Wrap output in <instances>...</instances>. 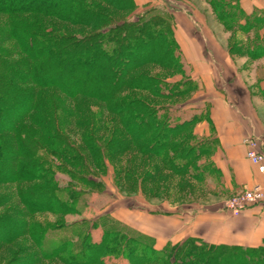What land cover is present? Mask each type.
I'll list each match as a JSON object with an SVG mask.
<instances>
[{
    "label": "trees",
    "instance_id": "16d2710c",
    "mask_svg": "<svg viewBox=\"0 0 264 264\" xmlns=\"http://www.w3.org/2000/svg\"><path fill=\"white\" fill-rule=\"evenodd\" d=\"M235 1L209 3L228 28L245 29L240 19L246 20V14L240 0ZM135 10V0H0V12L9 15L38 14L90 28L87 32L67 33L59 29L58 23L42 25L17 18L10 20L3 34L16 42L15 49L24 56L18 63L0 58V133L12 129L16 136L0 137V181H36L20 190L31 213H78L83 195L103 189L100 176L107 155L106 145L94 135L86 142L87 152L65 137L56 123L57 111L52 114L41 104L36 87L56 86L68 96L106 102L134 144L143 153H161L165 165L177 173H189L202 181L220 174L212 161L200 159L210 157L217 146L216 137L195 141L193 127L206 119L202 112L184 119L172 104L117 95L130 87L146 90L153 98H168L167 94L190 90L179 86L193 81L191 72L185 73L173 18L149 10L131 19ZM116 11L123 14L117 15ZM247 27L251 29L250 24ZM252 45L249 52L256 58L260 52L256 43ZM151 64L172 69L184 80L179 84L148 72L133 73ZM35 108L38 134L21 122ZM209 122L212 124L210 114ZM118 143L125 147L118 139H112L110 146ZM58 173L68 179L62 181L63 185ZM121 180L130 188L136 183L131 171L125 169L116 175L118 184L123 183ZM54 224L29 223L28 232L48 258L57 256L66 264H110L106 258L125 259L127 264H264V242L251 247L190 238L158 249L152 237L106 216L74 223L63 218ZM98 227L102 234L94 241L93 231Z\"/></svg>",
    "mask_w": 264,
    "mask_h": 264
},
{
    "label": "rangeland",
    "instance_id": "374dc122",
    "mask_svg": "<svg viewBox=\"0 0 264 264\" xmlns=\"http://www.w3.org/2000/svg\"><path fill=\"white\" fill-rule=\"evenodd\" d=\"M227 1H232L231 4L236 2ZM239 5L242 8L240 2ZM149 10L168 14L173 18L175 35L178 32L179 36L183 37L189 48L186 51L190 58L198 61L197 68L188 63L182 45L178 42L185 73L190 75L191 72V77L193 73L197 74L196 76L203 77L204 81L195 79L187 85H180V89L190 87V90H185L182 94H167L170 96L168 98H153L146 90L130 87H125L117 95L123 98L127 95L124 99L128 100L142 99L156 104H172L173 109H180L177 115L184 119L191 117L193 113L202 112L206 117L202 122L208 123L213 137L215 126L209 122L210 100L214 99L216 103L226 100L240 111L241 123L247 125L254 122L256 132L248 133L247 137L264 150V90H260L249 62L250 58L253 59L249 52L254 46L252 43H256L261 53H258L256 58L264 56V22L261 21L264 20L263 13L256 10L247 14L243 9L247 21L241 18L240 23L245 29L236 26L228 28L218 17L209 0H153L141 11L134 12L130 18L135 19ZM116 12L117 15L123 14ZM17 18L42 25L58 23L59 29L67 33L90 30L85 26L59 22L56 18L45 19L38 14L14 16L0 12V49L4 50L0 51V58L10 62L18 63L24 56L15 49L14 40L4 38L10 20ZM117 19L121 17L118 16ZM249 24L250 31L247 30ZM207 51L211 54L208 55ZM138 71L160 75L179 84L184 80L178 72L154 64L146 65L133 73L137 74ZM256 71L264 74L263 68ZM36 93L41 104L50 108L52 114L57 111L56 123H59L60 130L80 149L87 152L86 142L92 135L96 136L103 146L106 145L105 169L101 170L100 176L104 187L101 191L83 195L78 213L61 216L51 211H29L20 190L29 188L36 181H0V264H66L60 257L48 258L28 232L29 223L43 221L55 225V222L63 218L68 223L83 219L95 221L100 216L113 218L122 226L152 237L158 249L168 243H182L190 238L210 243L204 237H216L217 225L214 220L216 216L220 217L217 213H228V200L246 189L235 188L226 192L220 174L210 175L203 181L196 180L189 173L188 176L187 173H177L167 167L160 151V154L143 153L140 147L134 144L133 138L123 131L120 118L108 110L106 102L83 96H68L56 86L36 87ZM37 114L38 108H35L21 122L30 130L38 131V134L40 127L35 122ZM235 115L239 118L237 113ZM0 137L15 139L16 136L14 130L9 129L0 133ZM202 138L206 137L196 134L195 141L198 142ZM112 139H118L125 147L120 143L111 147ZM129 142L133 143L128 146L126 143ZM204 158L210 161L209 156H202L200 159ZM216 168L218 169L217 166ZM122 169L131 171L136 179L131 188L127 187L123 180L121 184L116 182V175L120 171L123 172ZM57 178L61 185L68 180L62 173H58ZM209 190L216 192L210 193ZM218 191H223V194H216ZM202 207L211 210L201 211ZM209 218H212L214 223L204 226L205 223H201V220ZM101 234L102 229L98 227L93 231L92 239L98 241ZM106 261L110 264H127L125 259L106 258Z\"/></svg>",
    "mask_w": 264,
    "mask_h": 264
},
{
    "label": "crops",
    "instance_id": "0c3cea01",
    "mask_svg": "<svg viewBox=\"0 0 264 264\" xmlns=\"http://www.w3.org/2000/svg\"><path fill=\"white\" fill-rule=\"evenodd\" d=\"M152 1L153 0H135V12L141 11L148 3ZM240 4L247 14H251L258 10L264 15V0H240ZM176 37L179 44L182 45L184 56L187 62H190L192 66H196L194 68H197L196 63H198V61L196 59V61H194L192 58H190L186 51L187 49L189 50V48L187 47L186 42L183 40V37H180L178 32L176 33ZM207 54L209 55L211 52L207 51ZM249 62L251 69L253 68L252 74L255 77L256 82L259 83L258 85L260 90H264V74L262 75L256 71L258 69L259 71L262 68L264 69V56L260 58H250ZM256 66L260 67L256 68ZM196 75L193 73V80L196 79L200 82L204 81L203 77V79L200 77L198 78ZM205 86L204 87L207 89V85ZM210 102V118L212 120L213 126H215L214 136L217 140V146L214 153L211 154L209 158L210 161L215 163V165L218 167L223 184L222 186H224V189L226 192H228L229 190L231 191L235 188L236 190L249 188L258 182H262L264 177L258 173L256 167L246 157L247 147L244 144V139L249 136L247 134L256 132L254 122L247 125L241 123V114H239L240 111H238L237 108L233 107V105L226 100L217 101L216 103L214 99H211ZM235 112L239 118L235 115ZM193 130L195 134H198L202 137L212 136L210 133L211 129L208 126V123L205 121L196 123L193 127ZM209 192L215 193L216 191L209 190ZM216 194H223V191H218ZM204 210L210 211L211 209L202 207L201 211ZM217 214H219L220 217L216 216V220H214L216 221L217 225L216 237H204L205 240L209 241L210 243H236L251 247L260 246L263 244L264 201L247 207L241 212L240 215L236 217L231 216L229 211L226 214L221 212ZM214 221H212V218H209L208 220H201V223H205L203 225L208 226L212 222L214 223Z\"/></svg>",
    "mask_w": 264,
    "mask_h": 264
},
{
    "label": "built area",
    "instance_id": "2783aa9c",
    "mask_svg": "<svg viewBox=\"0 0 264 264\" xmlns=\"http://www.w3.org/2000/svg\"><path fill=\"white\" fill-rule=\"evenodd\" d=\"M247 147L246 157L264 177V150L251 138L244 139ZM264 201V179L243 192L233 196L227 202V210L233 215H239L247 207Z\"/></svg>",
    "mask_w": 264,
    "mask_h": 264
}]
</instances>
